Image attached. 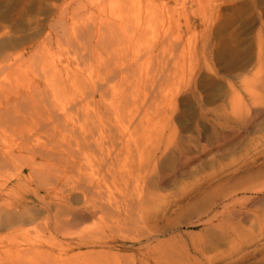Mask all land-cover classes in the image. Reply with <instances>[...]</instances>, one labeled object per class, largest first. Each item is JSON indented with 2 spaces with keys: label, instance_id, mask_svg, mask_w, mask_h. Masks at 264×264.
<instances>
[{
  "label": "rangeland",
  "instance_id": "1",
  "mask_svg": "<svg viewBox=\"0 0 264 264\" xmlns=\"http://www.w3.org/2000/svg\"><path fill=\"white\" fill-rule=\"evenodd\" d=\"M263 26L264 0H0V201L39 219L0 231V264H197L235 224L218 264H264ZM76 180L109 206L66 227Z\"/></svg>",
  "mask_w": 264,
  "mask_h": 264
},
{
  "label": "bare ground",
  "instance_id": "2",
  "mask_svg": "<svg viewBox=\"0 0 264 264\" xmlns=\"http://www.w3.org/2000/svg\"><path fill=\"white\" fill-rule=\"evenodd\" d=\"M129 18V17H128ZM123 19H126V18H123ZM125 23L126 24H128V26H129V24L130 25H132L131 23H133V21H127V20H125ZM264 27V26H263ZM110 30L111 29H113V27H110L109 28ZM264 46V45H263ZM253 91V90H252ZM236 93V92H235ZM250 93V92H249ZM252 93V92H251ZM256 94V93H255ZM258 94V93H257ZM260 94V93H259ZM237 95V94H236ZM240 96V95H239ZM256 96V95H255ZM257 97V96H256ZM258 98V97H257ZM257 98H256V100H257ZM260 98V97H259ZM259 101V100H258ZM87 134V133H86ZM89 134H87V135H85V136H82L83 138H85L86 136H88ZM94 137V135L92 136V138ZM82 138V139H83ZM87 139V138H86ZM96 142H97V140H96ZM26 143V142H25ZM35 143V142H34ZM33 143V144H34ZM91 143V142H90ZM89 143V144H90ZM98 143V142H97ZM100 143V142H99ZM33 144H32V146H33ZM88 144V143H87ZM88 144V145H89ZM41 145V144H40ZM91 145H92V143H91ZM35 146V145H34ZM99 146V145H98ZM100 146H101V144H100ZM39 148V147H38ZM34 149H35V147H33V151H34ZM40 149V148H39ZM38 149V150H39ZM43 150V149H42ZM55 150V149H54ZM101 150V149H100ZM105 150H103L102 149V152H104ZM110 152V151H109ZM105 153V152H104ZM104 153H101V154H104ZM43 154V153H42ZM49 155H53V154H49ZM48 155V156H49ZM55 155V154H54ZM53 157V156H52ZM55 157V156H54ZM53 159V158H52ZM75 163V162H74ZM77 163V162H76ZM104 163V162H103ZM78 164V163H77ZM79 164H81L80 162H79ZM104 164H106V163H104ZM109 164L110 163H107V165L109 166ZM103 166V165H102ZM37 167V166H36ZM77 167H78V165H77ZM81 167H82V165H81ZM81 167L79 166V168L81 169ZM109 169V168H108ZM80 171H82V170H80ZM107 171V170H106ZM35 172V171H34ZM112 172V171H111ZM111 172H109V173H111ZM43 173V172H42ZM37 174V173H36ZM44 174V173H43ZM52 173H50V175H51ZM80 174H84L83 172H80ZM85 174H87V173H85ZM84 174V175H85ZM43 176H45V175H43ZM42 177V176H41ZM79 177V176H78ZM77 177V178H78ZM83 178V180L84 179H86V178H84V176L83 177H80V180ZM88 179H89V177H87ZM43 179H46V176L44 177V178H41V179H39L40 181H42ZM98 179V178H97ZM39 180H38V182H39ZM50 180V179H49ZM48 180V178H47V181H49ZM80 180H76V183H77V181H78V183L77 184H79V182H80V186H82L83 184H85V181L83 182V180H82V182L80 181ZM23 181V180H22ZM1 182H2V179H1ZM24 182V181H23ZM42 182H44V181H42ZM51 182V181H50ZM100 182V181H99ZM45 183H46V180H45ZM48 183V182H47ZM82 183V184H81ZM88 183V181H86V184ZM90 183V182H89ZM89 183H88V185H84L83 187H79V185H77L76 186V184H74L75 186H73L72 187V184H71V187L74 189V190H80V193H82V198H83V200L84 201H81L80 199V201L81 202H83L82 204H81V206H77V207H74V206H72V205H70L69 203V214L68 215H70L69 217H68V219H66L67 220V223H66V227L69 225V226H72V224H76V223H79V222H83V221H85V220H88L89 218H91V217H94V215H97V213L98 212H100V211H102V207H104V209L106 208V206H109L108 204H105V203H103V202H101V201H99V199H100V197H98L99 196V194H100V196H101V198H102V194H103V192L102 193H99L100 192V189L98 190L99 192H98V196H93V200L94 199H96V197L98 198V199H96V201L98 202H100V203H98L97 204V202L95 201H93L92 202V198L90 199L89 198V196L88 195H90L89 193H86L87 191H91V187H90V185H89ZM51 183H49V185H50ZM91 184H92V181H91ZM95 184H96V186H95ZM98 183L97 182H95L93 185H94V187L96 188L97 186L99 187L100 185H97ZM100 184V183H99ZM7 184L6 183H4V182H2V183H0V187H4V186H6ZM43 185H44V183H43ZM51 186V185H50ZM46 187H47V184H46ZM49 187V186H48ZM262 186H257V185H252V186H248V187H245V189H247V190H251V191H253L254 190V192L258 195V196H260V194L264 191V189L263 188H261ZM264 187V186H263ZM50 188V187H49ZM70 190V189H69ZM76 190V191H77ZM41 191V189H39V190H37L36 192L37 193H39ZM106 190H104V192H105ZM95 192H97V191H95ZM108 192H110L109 190H108ZM107 193V192H106ZM105 195V194H104ZM40 196V195H39ZM107 196V195H106ZM257 196V197H258ZM72 197V196H71ZM90 197H92L91 195H90ZM95 197V198H94ZM42 198H44L45 199V197H42ZM63 198V197H62ZM67 198V197H66ZM69 198V197H68ZM104 198V197H103ZM102 198V199H103ZM71 199V198H70ZM253 199V198H252ZM101 200V199H100ZM60 202H61V200H60ZM69 202V201H68ZM71 202V201H70ZM73 202V201H72ZM243 202V201H242ZM242 202H240V204L242 203ZM66 203V202H65ZM59 204V203H58ZM67 204V203H66ZM60 206H61V203L59 204ZM76 205H77V203H76ZM63 206H65V204L63 205ZM68 206V205H67ZM67 206H65L66 208H68ZM5 209L4 210V212L2 211V213H5V216H4V214H2L1 216H0V231H2V230H8V229H10L11 230V236L12 237H14V235L16 234L17 235V233H19L18 231H22V225L23 224H26L27 222H29V223H34V222H36V221H38L39 219H21L22 217V215H24V214H22V212L20 211V210H17V208H18V205L17 204H5V205H3L2 203H1V201H0V210L1 209ZM227 208V207H226ZM229 208V207H228ZM242 208V207H241ZM245 208V207H244ZM56 209V208H55ZM118 211V210H117ZM227 211V210H226ZM113 212V211H112ZM119 212V211H118ZM229 212H232V214L233 215H237V216H242V219H240L241 221L243 220H251V219H246V218H249V215H253V213H250V210H244V209H239V210H230ZM258 212V211H257ZM255 212L254 211V217L255 218H257L256 220H258L259 221V223L262 225V224H264V219H258V218H260V212ZM264 213V212H263ZM231 214V213H230ZM262 214V213H261ZM26 215V214H25ZM233 215H232V217H233ZM263 216H264V214H262ZM3 216V217H2ZM17 216H19V218H17ZM56 216V215H55ZM231 216V215H230ZM15 218H17V219H15ZM61 219V218H60ZM17 220H18V222H17ZM20 220V221H19ZM65 222H66V220H65V218L63 219ZM58 221H59V224L61 223H64V221L62 222L61 220H59L58 219ZM61 221V222H60ZM57 222V221H56ZM248 222V221H247ZM45 223V222H44ZM59 224L57 225V226H55V227H58L59 226ZM238 224H239V222H238ZM62 226H64V224H62ZM231 226V225H230ZM241 226L240 225H234L233 226V228L232 229H234L233 231H232V233H233V235H231L230 237H228V236H221V239H224V240H226L225 242H224V244L226 243L227 245H229V248L228 249H224V251L223 252H221V253H216V252H212V250L213 249H215L216 247H218V245H219V242L218 241H214L215 242V244H212V241H211V244H210V248L212 249L211 251H207L206 250V247H205V244H201L200 245V249H199V254H200V257H201V260H199L198 261V263L197 264H218V262H219V258H220V256H221V258H223L224 257V255H225V253H226V251H230V253L229 254H227V255H231V254H233V253H235V252H238L239 250H242L243 249V242L245 241V240H247L248 238H251L252 237V235H250L247 231H245V228H240ZM68 229V228H67ZM231 229V230H232ZM5 230V231H6ZM64 230H65V228H63L61 231H63L64 232ZM65 231H67V230H65ZM63 232H61V233H63ZM68 232V231H67ZM69 233L70 232H68L67 234L66 233H63V236H64V234L65 235H69ZM14 234V235H13ZM220 239V240H221ZM80 240V239H79ZM221 242H222V240H221ZM77 245H79V243H77ZM264 246V245H263ZM17 252H19V251H17ZM36 256L38 255V256H40V257H48L49 255L51 256L52 255V253H50V252H48V251H46V250H40L39 248L38 249H36ZM7 253V252H6ZM27 253V252H26ZM85 253V252H84ZM87 253V254H86ZM85 254H83V255H81V253H80V256H78V254L76 255V256H73L72 254V256H71V258H69V257H67V261L69 260L70 262H72L71 261V259H78V258H80V259H78L77 261L78 262H81L80 260H82L81 258H83V259H86V257L87 256H89V257H87L88 259L87 260H90V262L91 263H89V264H92V261L94 262L93 264H120V262H119V260H120V258L118 257V254L115 256L114 254V256L112 255L111 256V254L109 253L108 254V252H106L108 255H104V253L105 252H100V253H94V252H86ZM33 254V253H32ZM41 254H43L42 256H41ZM162 254V253H161ZM160 253L158 254V256H156L154 253H148L147 255H144V257L145 258H153V259H155L159 264H190L191 263V260H190V256H189V254L188 255H186L185 256V258L184 259H182V260H180V259H174V257L173 256H165V254L164 255H161ZM177 254V253H176ZM25 255H27V254H25ZM75 255V254H74ZM34 256V255H33ZM53 256H54V254H53ZM66 256H68V255H66ZM59 257V256H58ZM92 257H94L93 259H95L96 258V263H95V261L93 260V259H91ZM178 257V256H177ZM25 258V257H24ZM49 258V257H48ZM48 258H46V259H44V261L45 262H48ZM60 258H63L62 260H64L65 261V258L64 257H60ZM179 258V257H178ZM220 258V259H221ZM19 259V258H18ZM39 259H41V258H39ZM39 259L37 260V262H39ZM43 259H41V260H43ZM50 259V258H49ZM218 259V260H217ZM57 260V259H56ZM59 260V259H58ZM57 260V261H58ZM173 260H175V261H173ZM176 260H178V261H176ZM180 260V261H179ZM61 261V260H60ZM64 261H61L62 262V264H64ZM68 261V262H69ZM74 261V260H73ZM83 261V260H82ZM121 261V260H120ZM140 263L139 264H145L144 263V261H145V259L144 258H142V259H140ZM61 262H58V263H60L61 264ZM67 262V263H68ZM69 262V263H70ZM85 262H87V263H85ZM43 263V262H42ZM66 262H65V264H67ZM68 263V264H69ZM73 263V262H72ZM38 264V263H37ZM39 264H41V262L39 263ZM45 264V263H44ZM71 264V263H70ZM73 264H76V262L75 263H73ZM83 264H88V261H86V260H84V263ZM133 264H136V263H133Z\"/></svg>",
  "mask_w": 264,
  "mask_h": 264
}]
</instances>
